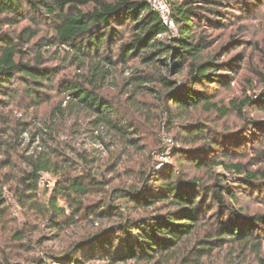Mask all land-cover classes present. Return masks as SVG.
Wrapping results in <instances>:
<instances>
[{
	"label": "trees",
	"instance_id": "obj_1",
	"mask_svg": "<svg viewBox=\"0 0 264 264\" xmlns=\"http://www.w3.org/2000/svg\"><path fill=\"white\" fill-rule=\"evenodd\" d=\"M171 1L169 0L172 16L178 28L175 36H171L148 0H0V102H13L21 96L18 90L11 88L12 83L18 80L26 87L22 95L29 99L31 107L38 108L46 102L41 92L51 86L53 77L59 74L58 70L42 65V54H38L34 63L23 60L21 46L29 45L37 37L35 30L26 28L15 37L4 30L18 26L25 19L28 9L31 13L29 19L33 22H37L41 15L54 19V37L43 45L70 49L77 61L73 65L87 68V62L91 63L95 77L107 79L112 68L119 63L126 64L132 58L141 59L143 64L169 63L168 76H159L154 80L144 77L137 81L158 83L163 92H168L164 99L168 98V103L180 110L178 114H174L173 109L168 106L163 111L170 118V124L176 117L188 116L189 119H194L193 112L198 110L228 115V109L216 103L213 94L199 89L205 83H215L211 73L218 69L212 61L205 38L198 36L196 32L197 21L201 18L198 4H213V1ZM129 24L131 31L126 34L122 29L129 27ZM117 44L120 62L112 54L103 55L105 50H110ZM184 74L186 81L183 80L180 84L174 81V77ZM61 89L65 97H70L68 109L79 108L90 113L96 118V127L111 129L122 140L121 143H124L125 149L118 151L115 163L108 170L109 174L118 175L121 157L129 154L127 149H139L138 131L128 122L118 121L113 103L94 88L87 87V84L79 81L66 82ZM146 90L156 93V90ZM262 99L264 101V95ZM250 101L253 102V99ZM231 104L241 113L242 109L236 106V102ZM247 104L248 102L241 106ZM66 110L58 108L57 111L64 114ZM260 124L264 126V121ZM183 128L187 131L185 143H202L207 154L213 153V149L220 146L210 136L205 123L188 121ZM1 147L7 146L2 144ZM10 149L15 150L9 146ZM203 150L202 147L200 151ZM183 153L185 159L197 167L221 166L237 174L243 172L240 165L227 167L223 162L207 163L208 160L199 156L204 153ZM59 157L61 156L56 155V150H52L29 158L27 170L22 172L19 179L15 177L21 197L22 192L26 199L36 195L41 174L50 173L58 177L48 210V214L52 216L49 221L56 233L73 228L82 219L94 221V224L96 219L102 217L119 220L114 226L89 230L73 241L64 242L62 251L49 254L42 264L49 260L59 264H81L78 255L83 251H98V256L103 257L108 264H204V259L214 251L223 249L229 242L243 245L256 255L262 251L261 238L255 233L259 231V227L264 226V215H242L234 207L237 196L228 185L216 183L206 186L196 179L189 181L179 178L168 166L160 174L155 167L148 166L131 155L129 160L140 168L139 184H119L109 194L106 187L110 182H99L92 172L84 175L82 171L75 176L71 173V166H64L67 163L63 164L58 160ZM6 169H13L12 160L0 163V218L6 205ZM122 172L126 174L127 168H123ZM256 176L248 174L246 178L254 181ZM158 183L161 184L157 186ZM97 189H103V206H87L88 198ZM59 198L65 200L67 209L71 212L69 216L65 214L64 208L58 206ZM227 198L232 204H226ZM209 200L221 210L217 225H211L208 218L203 216ZM116 201H121L122 204L118 206ZM124 204L143 214L135 218L125 216ZM101 210L103 213H100ZM60 216L65 217L66 222L60 223ZM202 227H212L204 238H200ZM24 238L23 231H16L12 235L16 242Z\"/></svg>",
	"mask_w": 264,
	"mask_h": 264
},
{
	"label": "rangeland",
	"instance_id": "obj_2",
	"mask_svg": "<svg viewBox=\"0 0 264 264\" xmlns=\"http://www.w3.org/2000/svg\"><path fill=\"white\" fill-rule=\"evenodd\" d=\"M212 1L213 4H198L201 18L197 21L196 32L205 38L212 61L218 69L211 73L215 83H205L199 89L213 94L215 102L228 109V115L198 110L193 112L194 119L176 117L172 124L163 111L168 106L174 114L180 110L170 105L168 98L164 99L168 92H163L158 83L137 81L144 77L154 80L159 76H168L169 63L143 64L141 59L132 58L128 63H119L112 68L111 75L103 80L93 75L91 63L87 62V68L73 65L77 61L70 49L43 45L54 37V19L41 15L37 22H33L27 9L25 19L18 26L4 29L12 37L26 28L35 30L37 37L29 45L21 46L23 60L34 63L38 54H42V65L58 70L59 74L53 77L51 86L41 92L46 102L38 108L31 107L29 99L22 95L26 87L18 80L12 83L11 88L18 90L21 96L13 102H0V163L10 159L13 164L12 170L4 171V174H8V180L4 189L5 210L0 218V264H42L49 254L60 253L64 242L73 241L89 230L114 226L119 220L102 217L96 219L94 224V221L82 219L73 228L56 233L49 221L52 216L48 210L58 177L50 173L41 174L36 195L26 199L22 192L21 197L15 177L19 179L22 172L27 170V161L31 156L52 150L61 156L59 161L67 163L64 166H71L73 175H80L82 171L84 175L92 172L99 182H110L106 187L109 194L119 184H139L140 168L129 160L132 155L136 160L155 167L160 174L168 166L179 178L189 181L196 179L206 186L216 183L228 185L237 196L234 203L236 210L242 215H264V126L260 124L264 121V0ZM130 28L129 24L122 30L130 34ZM118 48L119 44L105 50L103 55L112 54L120 62ZM185 77L184 74L173 79L180 84L186 81ZM77 81L108 98L114 105L117 120L128 122L138 131L139 149H127L129 154L121 157L118 175L109 174L108 170L115 163L118 151L125 149L122 140L111 129L96 127V118L90 113L79 108L68 109L70 97H65L61 87L63 83ZM146 88L156 90V93L148 92ZM252 99L253 102L250 101ZM231 102H236V106L242 109L241 113L234 109ZM246 102L248 104L242 107L241 104ZM58 108L67 110L61 114ZM194 120L205 123L210 136L220 145L213 149V153L207 154L202 143H185L187 131L183 125ZM2 144L8 148L1 147ZM9 146L15 150H9ZM202 147L204 150L200 151ZM187 151L204 153L199 156L208 160L207 163L223 162L227 167L240 165L243 172L237 174L221 166H194L184 157L183 152ZM123 168H127L126 174L122 172ZM248 174H256V179L248 181ZM103 198V189H97L88 198L87 206H103ZM230 203L232 201L227 198L226 204ZM121 204V201H116V205ZM58 206L64 208L67 216L71 214L64 199H58ZM123 208L125 216L135 218L143 214L125 204ZM220 213L216 204L209 200L203 216L208 218L211 225H217ZM59 220L60 223L66 222L62 216ZM211 228L202 227L200 238H204ZM259 228L255 233L263 245L259 255L243 245L229 242L223 249L214 251L204 259V264H264V226ZM16 231L24 232L25 238L20 242L12 239ZM78 258L81 264H108L98 256V251H83ZM46 264L59 263L49 260Z\"/></svg>",
	"mask_w": 264,
	"mask_h": 264
},
{
	"label": "built area",
	"instance_id": "obj_3",
	"mask_svg": "<svg viewBox=\"0 0 264 264\" xmlns=\"http://www.w3.org/2000/svg\"><path fill=\"white\" fill-rule=\"evenodd\" d=\"M152 9L156 11L164 23L169 29L171 36L178 34V28L176 22L172 16L171 4L169 0H148Z\"/></svg>",
	"mask_w": 264,
	"mask_h": 264
}]
</instances>
